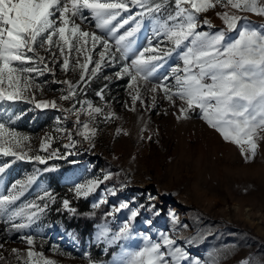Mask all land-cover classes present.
<instances>
[{
    "label": "snow or ice",
    "instance_id": "obj_1",
    "mask_svg": "<svg viewBox=\"0 0 264 264\" xmlns=\"http://www.w3.org/2000/svg\"><path fill=\"white\" fill-rule=\"evenodd\" d=\"M218 7L224 9L215 13L224 27L214 32L202 30L205 26L215 28L204 14ZM242 13L264 17V0H0V157H11L12 163L29 160L44 165L48 159H67L59 149L48 152L50 142L55 139L50 135L42 138L39 149L47 152V157L29 155L32 151L30 137L11 127L14 120L10 109L17 102L33 104L37 109L58 108L54 99H36L37 92L43 95L45 87L38 78L46 74L53 77L47 83L66 86L61 89L63 94L59 99L69 102L70 106L59 110L75 116L76 134L84 140L91 141L96 135L97 129L90 127V123L97 117L103 121L118 118L107 102L103 107L95 106L91 101L78 99V93H82L104 67L115 63L119 54L124 63L115 76L129 79L127 89L132 103L130 107L126 103V108L135 111L138 101L145 110L155 108L159 93L176 109L178 120L198 113L224 141L239 146L245 161L250 162L256 157L260 142L264 141V24L257 25ZM146 19L157 45L138 50L137 33ZM126 25L129 27L125 28ZM89 27L94 30H88ZM233 32H236L234 38L229 35ZM165 42L171 47L160 49ZM145 53L152 54L146 56ZM173 53L182 63L171 67L169 73L160 77L159 83L147 88L151 93L149 104L141 89L156 78L165 57ZM57 66L66 75L78 73V80L55 79ZM107 88L105 84L96 92L102 101ZM105 108L109 110L106 112ZM81 115H86L88 121H81ZM55 131L63 133L70 141L63 147L69 149L67 155H74L70 149L79 141L73 138L72 132L62 127ZM120 131L118 129L117 133ZM8 167L9 162L0 164V177ZM51 170L54 169H43ZM110 175L106 174L103 180L75 184L72 191L77 198H86ZM35 179L31 176L26 181H15L6 193L0 190V222L8 225L4 231L9 237L20 233L18 239L28 245L23 264H56L45 258L43 252L34 250L36 237L25 232L40 219L48 205L33 202L17 206V201ZM109 194L116 192L109 190ZM45 198L55 202L47 190L38 197ZM62 203L64 209L76 212L69 200ZM104 203H107L106 197L93 207ZM128 207L121 204L113 212ZM137 215L136 211L131 212L133 219ZM130 224L125 223L110 237L105 227L98 239L109 245L129 241L132 239ZM144 240L143 247L135 251L121 245L122 251L113 258L112 264H184L190 259L189 252L167 234L161 233L158 241L150 236ZM3 246L0 244V248ZM12 252L17 259L21 258L20 250L12 249ZM85 257L89 264H94L89 254L85 253ZM192 264H201V261L195 260ZM212 264H216L215 260ZM241 264H249V261Z\"/></svg>",
    "mask_w": 264,
    "mask_h": 264
},
{
    "label": "rangeland",
    "instance_id": "obj_2",
    "mask_svg": "<svg viewBox=\"0 0 264 264\" xmlns=\"http://www.w3.org/2000/svg\"><path fill=\"white\" fill-rule=\"evenodd\" d=\"M223 10L218 7L205 13L215 28L205 26L202 30L214 32L223 28V22L215 15ZM241 15L248 16L257 25L264 24V17L251 13ZM88 30L94 29L89 27ZM229 35L234 38L236 32ZM156 45L157 39L146 19L137 33L136 47L139 50ZM165 47L171 46L166 42L160 45V49ZM158 52L163 55L162 51ZM151 54L145 53L146 56ZM93 58L96 59L95 54ZM123 63L117 54L116 62L104 67L83 92L78 93V99L91 101L95 106L103 107L107 102L118 117L110 121L97 117L92 121L90 127H95L97 133L91 141L76 134L74 115L69 116L59 110L70 106L69 102L59 99L63 94L61 89L66 86L47 83L53 79L48 74L38 78V82L45 84V87L43 95L37 92L36 99H54L58 103L57 109H37L25 102H17L10 109L14 120L11 127L30 137L32 151L29 155L47 157V152L39 151L42 138L45 135L55 137L50 142L48 152L59 149L67 159L48 160H63V164L68 166L62 182L68 183L72 189L75 184L93 179L103 180L106 174H111L88 197H81L88 200L87 214L93 222L91 232L84 233L83 242L71 235L70 229L63 230L60 226L46 229L35 223L25 230L36 237L34 250L43 252L45 258L56 264H89L85 257L88 247L102 245L105 252L111 250L110 256L105 260L91 261L94 264H112L113 258L122 251L121 245L135 251L143 247L145 237L150 236L158 241L160 234L164 233L189 252L190 259L184 264H192L195 260H200L201 264H212L213 260L216 264H241L245 260L249 264H264V141L260 142L256 157L246 162L240 147L224 141L218 132L199 118L198 113L190 114L189 119L178 120L176 109L159 93L155 108L145 110L138 101L136 110H129L125 107L126 103L129 107L132 103L127 89L129 79L127 76L122 79L115 76ZM178 63L182 62L175 53L165 57L164 66L159 69L156 78L141 89L147 103L150 104L151 95L147 88L159 83L160 77ZM105 77L111 79L106 80ZM78 78V73L69 72L66 75L56 67L55 79L76 82ZM105 84L108 88L102 101L96 92ZM108 110L105 108L106 112ZM80 119L88 121L89 118L81 115ZM57 127L72 132L73 138L79 141L70 149L74 155H67L69 149L63 145L70 141L63 133L55 131ZM118 129L122 130L119 134ZM149 136L152 137L150 146L138 151L139 142H146ZM92 144L95 146L91 147ZM12 160L11 157H0V164L10 163L0 177V190L5 193L15 181H24L36 163L29 160L12 163ZM45 187L46 183L38 180L32 191ZM109 190H115L116 194H109ZM105 197L107 203L93 207ZM24 204H28L27 195L17 201V206ZM121 204L129 207L113 212ZM132 211L138 213L134 219ZM128 222H131V240L109 245L98 239L105 227L110 237ZM7 227L0 222V244L4 245L0 248V255L3 256L0 264H23L28 245L18 239L20 233L9 237L4 231ZM189 240L193 243L189 244ZM12 249L20 250V259Z\"/></svg>",
    "mask_w": 264,
    "mask_h": 264
},
{
    "label": "trees",
    "instance_id": "obj_3",
    "mask_svg": "<svg viewBox=\"0 0 264 264\" xmlns=\"http://www.w3.org/2000/svg\"><path fill=\"white\" fill-rule=\"evenodd\" d=\"M45 167L54 170L43 171ZM67 167L68 166L63 164V160H48L47 165L36 162L24 180L26 181L27 178L31 176L36 177L34 183L27 186L25 195H27L28 204L34 202L41 206L44 204L48 205L44 212L40 214V219L36 222L38 225L46 229H54L59 226L63 230L70 229L71 235L83 242L85 239L84 233L91 232V225L93 222L87 214L89 211L87 206L88 200L82 199L81 197L77 198L74 195L71 186L66 182H62V176ZM37 169H40L41 171L37 172ZM38 180H43L46 183V187L38 191H32ZM44 190H47L52 194L55 198V202H51L47 198L43 200L38 199V197L43 196ZM65 199L71 202L70 206L76 209L75 213L64 209L62 202ZM102 250V245H90L87 254H89L91 260H105L110 256L111 250H108L107 252Z\"/></svg>",
    "mask_w": 264,
    "mask_h": 264
},
{
    "label": "bare ground",
    "instance_id": "obj_4",
    "mask_svg": "<svg viewBox=\"0 0 264 264\" xmlns=\"http://www.w3.org/2000/svg\"><path fill=\"white\" fill-rule=\"evenodd\" d=\"M150 144H151V140L150 139H148L146 142H144V143H141V142H139V146H138V151H140L143 147L145 148H147V146H150Z\"/></svg>",
    "mask_w": 264,
    "mask_h": 264
}]
</instances>
